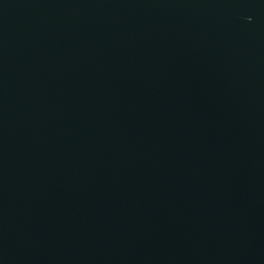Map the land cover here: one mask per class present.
<instances>
[{"label": "water", "instance_id": "95a60500", "mask_svg": "<svg viewBox=\"0 0 264 264\" xmlns=\"http://www.w3.org/2000/svg\"><path fill=\"white\" fill-rule=\"evenodd\" d=\"M0 264H264V0H0Z\"/></svg>", "mask_w": 264, "mask_h": 264}]
</instances>
